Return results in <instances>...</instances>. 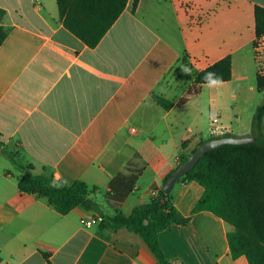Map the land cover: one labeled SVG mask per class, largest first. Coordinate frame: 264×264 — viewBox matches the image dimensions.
<instances>
[{
    "label": "crops",
    "instance_id": "0c3cea01",
    "mask_svg": "<svg viewBox=\"0 0 264 264\" xmlns=\"http://www.w3.org/2000/svg\"><path fill=\"white\" fill-rule=\"evenodd\" d=\"M133 3L89 47L65 28L57 0H0L8 31L0 47V264H159L138 234L83 225L98 215L86 206L62 215L21 192L22 167L55 183L97 187L89 197L103 214L114 210L106 196L113 176L139 172L120 207L129 216L163 188L182 157L212 137L214 114L228 133L252 136L264 91L255 95L245 82L264 74L254 49L255 7L264 8V0ZM185 55L195 72L231 56L232 79L182 91L170 75ZM154 95L187 100L165 110ZM190 183L179 180L171 192L184 216L203 193L194 197ZM231 230L203 211L186 226L171 224L159 240L172 264H249L231 256Z\"/></svg>",
    "mask_w": 264,
    "mask_h": 264
},
{
    "label": "trees",
    "instance_id": "16d2710c",
    "mask_svg": "<svg viewBox=\"0 0 264 264\" xmlns=\"http://www.w3.org/2000/svg\"><path fill=\"white\" fill-rule=\"evenodd\" d=\"M128 1L57 0V5L59 18L65 28L87 46L95 47L122 14ZM137 3L138 0H134L133 9ZM4 17L5 10L0 8V47L8 37V31L3 26ZM255 35L257 39L264 35V8L260 6L255 7ZM206 73H215L210 76V80H215L218 76L223 82L230 81L231 56L224 57L202 71H194V93L198 91V86L207 83L203 79ZM256 81L258 90L264 91V74H258ZM153 98L165 110L181 106L187 100L184 98L175 103L162 95H154ZM228 136L234 135L227 133L220 137ZM252 136L256 141L239 145L225 144L206 152L194 168L180 179L195 182L203 188V193L189 216L178 211L173 204L172 195L166 194L163 188L150 202L138 204L129 216L124 215L120 207L135 190L139 172L113 176L106 195L113 202L114 210L111 214L101 213L100 205L89 197L97 187L90 190L81 180L73 184L55 183L51 176L33 175L30 165L22 167L26 172L18 182V189L45 199L62 215L79 205L86 206L102 216L103 220L99 224L101 233L127 229L138 234L149 245L159 264H172L161 247L159 234L171 224L186 226L195 213L211 212L232 227L227 240L234 259L245 256L249 264H264V102L253 115ZM215 138L218 137H211L209 140ZM190 155L182 157L179 166ZM51 252V249H47L45 255L49 256Z\"/></svg>",
    "mask_w": 264,
    "mask_h": 264
},
{
    "label": "water",
    "instance_id": "95a60500",
    "mask_svg": "<svg viewBox=\"0 0 264 264\" xmlns=\"http://www.w3.org/2000/svg\"><path fill=\"white\" fill-rule=\"evenodd\" d=\"M256 141V138L253 136L237 137V136H228V137H218L212 140H207L201 144L197 150L191 154L186 162L179 166L166 180L165 185L163 186V191L166 194H171L175 184L184 176L191 171L194 166L198 163L201 157L211 150H214L225 144H246Z\"/></svg>",
    "mask_w": 264,
    "mask_h": 264
},
{
    "label": "rangeland",
    "instance_id": "374dc122",
    "mask_svg": "<svg viewBox=\"0 0 264 264\" xmlns=\"http://www.w3.org/2000/svg\"><path fill=\"white\" fill-rule=\"evenodd\" d=\"M187 57L183 56V58L181 59V61H179L177 67L175 68V70L173 71V73H171V77L175 78L176 83L178 84V87L183 90L188 89V93L189 92H193L195 87L193 85V76H194V70L193 67L190 65L189 61L186 59ZM181 65H186L188 68L191 69V74H184L182 73L180 66ZM245 87L248 91L253 92L255 95H259L260 92L257 88V82L256 80L249 79L248 81L245 82ZM264 95V93H263ZM241 120L244 124H249L250 120H251V113H245L241 115ZM190 188L194 191L195 196L200 195L201 192L203 191V188L195 183V182H191L190 184ZM193 197V198H194Z\"/></svg>",
    "mask_w": 264,
    "mask_h": 264
},
{
    "label": "built area",
    "instance_id": "2783aa9c",
    "mask_svg": "<svg viewBox=\"0 0 264 264\" xmlns=\"http://www.w3.org/2000/svg\"><path fill=\"white\" fill-rule=\"evenodd\" d=\"M255 59L259 66L261 67V70H264L263 67V61H264V35L261 38L256 39L255 45ZM210 126H211V135L212 137H220L228 133L227 129L223 126L221 123V118L219 114H215V120L214 115L210 118ZM133 133H136V130L132 131ZM152 197L156 196L158 194V191H155L152 193ZM103 220L102 216L99 214L94 216L91 219L88 220H82L81 223L85 225L86 227H91L94 224H100Z\"/></svg>",
    "mask_w": 264,
    "mask_h": 264
},
{
    "label": "clouds",
    "instance_id": "9594fccd",
    "mask_svg": "<svg viewBox=\"0 0 264 264\" xmlns=\"http://www.w3.org/2000/svg\"><path fill=\"white\" fill-rule=\"evenodd\" d=\"M180 69H181L182 73H184V74H191V69L188 68L186 65H181ZM212 75H215V73H206V75L204 76L203 79H204V81L207 82L206 86L207 87L220 86L223 83L222 78L217 76L215 80H210V76H212ZM214 120H215V114H214ZM61 186L62 185H56V187H61Z\"/></svg>",
    "mask_w": 264,
    "mask_h": 264
}]
</instances>
